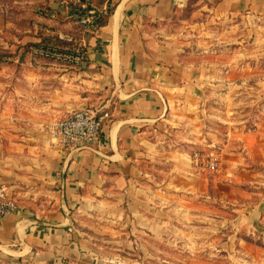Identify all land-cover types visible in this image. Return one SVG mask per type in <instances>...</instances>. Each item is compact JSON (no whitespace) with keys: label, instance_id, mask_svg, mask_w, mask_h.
Instances as JSON below:
<instances>
[{"label":"crops","instance_id":"crops-1","mask_svg":"<svg viewBox=\"0 0 264 264\" xmlns=\"http://www.w3.org/2000/svg\"><path fill=\"white\" fill-rule=\"evenodd\" d=\"M111 1L106 24L90 32L72 0H45L31 33L14 37L24 49L81 45L82 66L32 61L0 35L3 55L23 61L14 78L0 80V183L19 206L0 220V264H86L95 224L130 206L131 216H145L152 164H169L176 184L190 171L185 142L218 135L212 142L233 177L235 168H264V0ZM185 24L199 35L207 25L208 44L180 35ZM221 37L219 60L212 40ZM102 104L112 118L99 145L70 152L51 142L48 122Z\"/></svg>","mask_w":264,"mask_h":264},{"label":"rangeland","instance_id":"rangeland-1","mask_svg":"<svg viewBox=\"0 0 264 264\" xmlns=\"http://www.w3.org/2000/svg\"><path fill=\"white\" fill-rule=\"evenodd\" d=\"M44 1L0 0V35L4 32L3 37L9 38L6 41L15 44L13 50L20 46L19 51H31L17 44L14 37L31 33L35 14L47 13ZM189 16L184 12L180 18ZM187 25H178L180 35L187 34L189 41H197L195 45L208 44L207 25L201 35ZM2 41L0 53H6ZM212 42L219 50L216 59H223V37ZM228 45L238 46L235 40ZM31 60L36 57L32 55ZM260 60L264 64V57ZM22 62L0 55V80L14 78ZM214 126L209 132L219 134L220 124ZM212 136H207L209 142H185L183 146L190 159L196 152H216L220 170H199L192 163L176 184L169 164H152L151 201L144 209L145 216H131V206H126L130 209L127 214L104 220L103 227L95 224L97 231L91 232L95 244L86 264H264V168H235L238 176L233 177L234 168L226 166L222 145L212 142L218 135ZM165 179L162 191L166 193L160 191Z\"/></svg>","mask_w":264,"mask_h":264},{"label":"built area","instance_id":"built-area-1","mask_svg":"<svg viewBox=\"0 0 264 264\" xmlns=\"http://www.w3.org/2000/svg\"><path fill=\"white\" fill-rule=\"evenodd\" d=\"M79 9L73 16L87 31L94 27L103 14L107 13V4L102 8L89 6L83 0H72ZM33 56L50 59L60 63L82 66L86 63L85 51L79 47L62 46L53 42H41L31 48ZM112 118L110 107L102 104L75 110L64 119H53L46 125L51 142L74 152L81 149H93L104 141V125ZM192 163L199 170L216 173L220 170L221 159L212 151L207 154L196 152ZM17 202L10 196L8 187L0 183V220L18 211Z\"/></svg>","mask_w":264,"mask_h":264},{"label":"trees","instance_id":"trees-1","mask_svg":"<svg viewBox=\"0 0 264 264\" xmlns=\"http://www.w3.org/2000/svg\"><path fill=\"white\" fill-rule=\"evenodd\" d=\"M101 1H104V0H101ZM107 13L106 14H103L100 18V20L97 22V24L95 25L94 27V31L97 30L99 27L103 26L106 24L107 22V18L112 14V12L114 11V8H115V5L112 3L111 0L108 1V6H107ZM74 47H79L81 49H84L83 46L81 45H73ZM0 55H3V53H0ZM4 56V55H3Z\"/></svg>","mask_w":264,"mask_h":264}]
</instances>
